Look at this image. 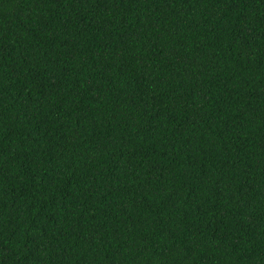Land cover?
<instances>
[{
	"label": "trees",
	"instance_id": "1",
	"mask_svg": "<svg viewBox=\"0 0 264 264\" xmlns=\"http://www.w3.org/2000/svg\"><path fill=\"white\" fill-rule=\"evenodd\" d=\"M0 264H264V0H0Z\"/></svg>",
	"mask_w": 264,
	"mask_h": 264
}]
</instances>
